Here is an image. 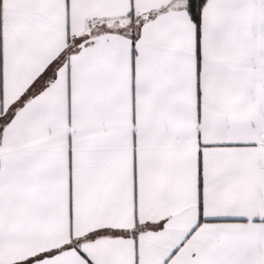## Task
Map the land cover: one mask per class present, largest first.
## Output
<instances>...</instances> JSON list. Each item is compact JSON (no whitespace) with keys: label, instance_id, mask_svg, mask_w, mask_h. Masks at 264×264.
<instances>
[{"label":"snow or ice","instance_id":"obj_1","mask_svg":"<svg viewBox=\"0 0 264 264\" xmlns=\"http://www.w3.org/2000/svg\"><path fill=\"white\" fill-rule=\"evenodd\" d=\"M0 264H264V0H0Z\"/></svg>","mask_w":264,"mask_h":264}]
</instances>
